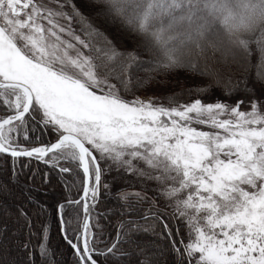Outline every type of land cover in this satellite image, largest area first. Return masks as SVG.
<instances>
[{
    "label": "snow or ice",
    "instance_id": "6c2138e0",
    "mask_svg": "<svg viewBox=\"0 0 264 264\" xmlns=\"http://www.w3.org/2000/svg\"><path fill=\"white\" fill-rule=\"evenodd\" d=\"M180 72L209 83L134 95ZM213 87L225 99L205 102ZM53 173L76 264L133 256L159 264L166 252L174 264H264V0H0V215L15 187L43 215L38 197ZM130 178L141 191L127 190ZM101 196L117 211L97 212ZM81 206L82 223L72 227L65 213L79 220ZM16 211L28 234L20 244L0 226V264H15L10 246L27 252L28 264H56L48 226L33 245L31 218L24 206ZM117 212L109 242L99 219ZM141 234L154 239H135Z\"/></svg>",
    "mask_w": 264,
    "mask_h": 264
},
{
    "label": "trees",
    "instance_id": "16d2710c",
    "mask_svg": "<svg viewBox=\"0 0 264 264\" xmlns=\"http://www.w3.org/2000/svg\"><path fill=\"white\" fill-rule=\"evenodd\" d=\"M78 6L86 15L88 14L89 9L86 6H84L83 4H78ZM124 43H126L128 47L132 46L130 39H126ZM183 73L188 74L186 72ZM138 75H143V73H138ZM174 76L177 79L176 75H169L167 77V80H169L170 77H174ZM191 76H195V75H191ZM204 79H205L204 84H198V83L194 84L189 82L184 83L182 81H179L180 84L178 85L177 91L180 90L181 88H186L192 85L208 84L209 80L206 77H204ZM214 91L220 92L218 88L213 87L211 93ZM192 98H196V97L193 96ZM186 99H189L187 95H183L179 97V100L181 101H185ZM52 136L53 134L51 132L43 134L42 142L47 143L49 138ZM36 166H37L36 162H33V167ZM41 168H43V166H41ZM80 179L82 181L83 177L81 176ZM52 185L53 187L48 189L47 195H40L38 197L41 203L47 206V210L44 212L43 215L38 214L39 209L36 207L35 204L27 203L26 198L24 197V195H22V188L15 187L13 189L12 196L4 198V203L8 205L9 212L6 216L0 215V226L7 225L8 231L5 234V239H7L12 232H16L17 236L14 239L18 240L20 244H23L28 234V227L24 220L17 221L16 217L18 216V212L16 211V208L17 206H24L25 210L28 213V216L31 218L32 221L31 231L36 234L31 237L32 244L38 245L41 242L40 238L42 236L43 227L47 225L49 228V239L47 243H48V247L54 253V260L56 261V264H76V257L73 255L72 248H70L66 240L62 238L60 234L59 220L57 218L54 205L56 203L63 202L66 199V194L64 193L63 185L57 183L55 173H53L52 176ZM79 191L74 189L71 194L72 198L77 197ZM118 207H119L118 202L115 199L111 197L105 198L101 196V202L99 203L96 211L104 212L110 208L113 209V211H117ZM142 207L146 208L147 206L143 205ZM78 211H79V220H77L76 212L65 213L66 219L67 218L72 219V227H76L81 222L82 208H80ZM119 219L120 217L118 215V212L117 214L110 215L107 218L101 217L99 219V224L103 227L104 230V236L109 240V242H111V240L115 238L116 225ZM72 227L69 228L70 234L72 233ZM93 231L98 232V229L95 227V221H93ZM71 238L74 239V235ZM135 239L140 241H151L154 238L147 234H141L139 236H136ZM157 243L160 244L162 250L165 249L167 246V241H163V242L158 241ZM99 247H104V245L101 244L99 245ZM124 247L127 248V245H124ZM9 256L12 260L15 261V264H28V255L27 252H25L23 249H17L14 246H10ZM37 264H39V257H37ZM109 264H111V261H109ZM123 264H136V257L133 256L130 259L125 260ZM159 264H174V257L166 252L165 255L160 258Z\"/></svg>",
    "mask_w": 264,
    "mask_h": 264
},
{
    "label": "bare ground",
    "instance_id": "6f19581e",
    "mask_svg": "<svg viewBox=\"0 0 264 264\" xmlns=\"http://www.w3.org/2000/svg\"><path fill=\"white\" fill-rule=\"evenodd\" d=\"M132 39H135L134 37L132 38ZM188 74H185V73H183V72H180V73H178L176 76H177V79H176V77L174 76V77H170V79L169 80H167V86H165L166 87V90H170V91H167L166 93H164V94H162V93H160V92H163V91H161V88H162V86L160 85V84H154L153 86H151V87H149L147 90H145V91H138V92H135L134 93V95H138V94H142L143 92H146V91H149V90H152V91H154L155 93H157V95H159V96H162V95H167V94H169V93H175L176 91H177V88H178V85L180 84L179 83V81H182V82H189V83H196L197 81H188V80H182L181 78H184V77H186ZM189 77H191V78H195V76H199V77H203V76H200V75H195V76H191V75H188ZM204 78V77H203ZM158 80H160V81H164L165 80V78L164 77H158L157 78ZM205 80V79H204ZM164 87V86H163ZM171 88V89H170ZM241 95H243L242 93H241ZM215 97L217 98V97H219L220 99H225V97L223 96V95H221V93L220 92H216V91H214V92H212V93H210L209 95H207V96H203L202 98L203 99H215ZM128 99H131L132 97H127ZM234 98H236L235 96L233 97V100H235ZM245 98H247L248 99V97L247 96H245L244 97V99ZM192 99H195V98H192ZM189 99H186L185 101H183V102H186V101H188ZM28 146H37V145H28ZM115 192H116V190L113 192V194H115ZM82 194V187H81V189H80V191H79V193H78V196L77 197H75V198H72V199H79V196ZM145 206H147L148 207V205L147 204H145ZM81 208H82V206H81ZM82 220H83V211H82V219H81V222L80 223H82ZM172 223H174V224H176V226L177 227H179V228H181V225H182V231H181V236H184V225H183V223L182 222H179V221H173ZM59 225H60V221H59ZM59 228H61V226L59 227ZM60 234H61V230H60ZM61 237L62 238H64L63 237V235L61 234ZM179 239H180V237H177V240L179 241ZM67 242V241H66ZM73 242H75V237H74V239H73ZM69 245V244H68ZM70 246V245H69ZM70 248H71V246H70ZM73 250V249H72ZM73 253H74V250H73Z\"/></svg>",
    "mask_w": 264,
    "mask_h": 264
},
{
    "label": "rangeland",
    "instance_id": "374dc122",
    "mask_svg": "<svg viewBox=\"0 0 264 264\" xmlns=\"http://www.w3.org/2000/svg\"><path fill=\"white\" fill-rule=\"evenodd\" d=\"M182 80H188V81H197L196 83H198V84H204L205 83V80H204V78L202 77H199V76H195V78H191V77H189L188 75L186 76V77H184V78H181ZM196 83H194V84H196ZM168 85V84H167ZM171 89V88H170ZM161 91H163V92H160V93H162V94H164V93H166L167 91H170L169 89L168 90H166V87L164 86H162V88H161ZM150 95H155V96H159V95H157V93H155L154 91H152V90H149V91H146V92H143L142 94H138V95H135V96H139L141 99H148V97L150 96ZM216 98V97H215ZM203 99V98H202ZM234 99H236V98H234ZM205 102H208V101H211L212 99H203ZM245 100H247V98H245ZM180 102L181 103H184L183 101H181L180 100ZM186 102H188V101H186ZM242 110H247V106H245V108L244 109H242ZM197 127H199V128H202V130H208L206 127H203V126H197ZM130 180L132 181V184L134 185V187H131V186H128V185H125V187L127 188V190L128 191H141L142 190V184H141V182L139 181V180H136V179H134V178H130ZM146 184H147V187H148V189H154V188H156V185L155 184H153V183H148V182H145ZM116 189L114 188L112 191L114 192ZM147 196L149 197V198H151V197H154L155 195H156V192L155 191H152V190H149V191H147ZM158 204H159V207H160V209L161 210H163V211H166V212H168V213H171L172 212V208L171 207H165V201L163 200V199H161V200H159L158 201ZM179 222H182V221H179ZM183 223V222H182ZM181 229H182V225H181Z\"/></svg>",
    "mask_w": 264,
    "mask_h": 264
}]
</instances>
